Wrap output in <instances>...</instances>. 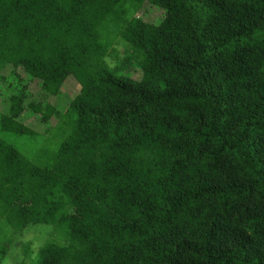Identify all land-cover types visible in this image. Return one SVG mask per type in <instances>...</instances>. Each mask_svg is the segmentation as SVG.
<instances>
[{
	"label": "trees",
	"instance_id": "obj_1",
	"mask_svg": "<svg viewBox=\"0 0 264 264\" xmlns=\"http://www.w3.org/2000/svg\"><path fill=\"white\" fill-rule=\"evenodd\" d=\"M118 40L139 78L105 60ZM6 68L0 263L49 224L26 264H264V0H0Z\"/></svg>",
	"mask_w": 264,
	"mask_h": 264
},
{
	"label": "rangeland",
	"instance_id": "obj_2",
	"mask_svg": "<svg viewBox=\"0 0 264 264\" xmlns=\"http://www.w3.org/2000/svg\"><path fill=\"white\" fill-rule=\"evenodd\" d=\"M137 15L147 21L156 22L161 17V11L157 10L155 7H151L146 3L141 9L137 11ZM131 59L130 61H126ZM107 63L110 66L118 64V62H127L122 66V73L126 76L133 78H139L140 71L139 69L133 68L136 65L135 59L131 58V54L126 48V46L120 41H116L114 44V50L111 56L105 58ZM14 73H18L24 80L27 79V75L21 70H16ZM5 76L2 78V76ZM16 79L13 75H9V68L3 69L0 71V112H2L7 105L6 97L14 90V86L17 85ZM79 83L73 78L72 75H69L61 86V94L58 97H51L50 101L59 106L61 112H64L68 106L69 101L74 97L79 89ZM29 89L32 92L33 97H39V86L35 80L29 82ZM20 120L25 124L34 127L36 130L43 133L45 138L55 134L57 136V130H52L51 133L46 132L45 126L38 122V118L29 113L28 111H23L20 115ZM61 123L60 119L52 118L49 122V125L53 128L58 126ZM48 125V127H49ZM47 142V141H46ZM37 144V148H40L45 143ZM53 233V226L49 224H31L25 227L16 237L13 243L10 245L8 253L1 260L0 264H17L22 260L27 263V259L23 258L21 251V243L28 242L30 243L31 250L35 252L36 248L42 244V242L51 237ZM51 235V236H49Z\"/></svg>",
	"mask_w": 264,
	"mask_h": 264
}]
</instances>
